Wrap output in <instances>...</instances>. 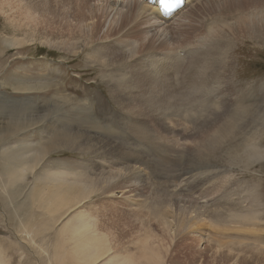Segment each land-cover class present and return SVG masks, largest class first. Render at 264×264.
<instances>
[{"label":"rangeland","instance_id":"374dc122","mask_svg":"<svg viewBox=\"0 0 264 264\" xmlns=\"http://www.w3.org/2000/svg\"><path fill=\"white\" fill-rule=\"evenodd\" d=\"M114 1L0 0V115L10 108L15 122L3 138L56 109L54 120L107 127L150 178L133 187L121 175L111 197L89 189L87 200L73 181L68 197L62 171L91 177L94 158L75 150L88 137L41 141L46 124L17 133L12 181L0 144V264H264V0H202L152 31ZM109 75L126 80L110 90ZM171 211L180 219L167 228Z\"/></svg>","mask_w":264,"mask_h":264},{"label":"bare ground","instance_id":"6f19581e","mask_svg":"<svg viewBox=\"0 0 264 264\" xmlns=\"http://www.w3.org/2000/svg\"><path fill=\"white\" fill-rule=\"evenodd\" d=\"M200 2H202V0H185V6L183 7V9L178 11L176 14L170 15V16H166L165 13L161 12L158 9L156 4H150L148 0H115L112 3H113V7L117 10V12L122 14L124 18L127 16H128L127 18L132 17L133 24H138V27L139 26L142 27V25L146 28L149 27V29H151L150 31H152V29H154V28L160 29L162 25L164 26L167 23L172 24L177 19L178 16H179V18H181L180 15H182L187 8H191V10H192V8L195 7L196 5L200 4ZM179 18H178V20H179ZM186 19L188 20L189 18L187 17ZM181 21H183L185 23L184 20H181ZM181 21H178V22H181ZM173 24H176V23H173ZM163 26H162V28H163ZM167 57H169V56H167ZM125 80H126L125 78L121 79L118 75H109L105 78V83H107V86L109 88L111 85H114V87H117L120 82H123ZM18 89L22 90V88H18ZM110 90H111V88H110ZM116 94L119 97H125L124 100H128V101L130 100V95L121 91V89H118V92H116ZM238 103H239V101H238ZM4 112L5 113L0 115V129L9 128V127L15 125L14 114H13L12 109L9 108L8 110H6ZM58 114L59 113L56 111V109H54V110L50 111L46 116L41 118L40 121H36L34 123H32V121H31L30 123H28L26 125V127L20 128L18 131H14L10 135H8L6 138H3L2 134H0V144L2 145L3 152L6 153L9 151V154L5 155L6 160L4 163V169H3V173H2L4 176H6L8 178L9 181H12L13 179H16L17 177H19L21 175L20 172H22V171H20L21 170V164L19 161V155L14 151L15 147L10 146V144H12L11 141H12L13 137L17 133H19L25 129L29 130V129L37 127V126H45V124H46V126L48 128H51V130L48 131L47 127H46L45 131L42 132V134H41V141H43L44 137L47 138L46 140L54 141V140L59 139L61 137H67L71 134L72 135L73 134H76V135L85 134L88 137V139L84 143L82 141L80 142L81 143L80 145L82 148H80L78 146L75 150L79 153L84 151V152L88 153L89 155H91L92 158H94V160H93L94 163H91L92 165H87L86 166L87 169H85V171H90L91 177L90 178H84V179L79 178V176H82L83 174L79 171H75L73 173L72 169H70L71 172L70 171L69 172H63L62 171V174L65 176L64 179L66 180V184L64 183L63 186L67 187L68 197L72 196V192L69 190V188L71 187L72 190H75V184L73 183V181H79V182L86 181L87 185L82 186V190L80 192H76V198L82 197L84 200H87L90 198V194L88 193L89 189L95 190L97 193H99L100 196L105 195L104 197H107V198L111 197L109 189L113 185V182H115L117 179H119V177L121 175L126 176V183L128 186L135 187V186H137V184L138 185L148 184V181H150V178H149L148 174L146 173V170L145 169L138 170V168L136 166H134V164H137V162L131 161V160H126L125 158L129 155V153L125 150H122L119 146H115L117 143H114L111 141V139H112L111 136H110V138H111L110 140L104 138V136H107V133L109 130L107 127L103 128V126H102V129L104 131L99 130L98 124L96 123V125H95V122H94L95 126H92L91 128H87V127H84V125H78L77 120H76V122L74 120L75 123H73L71 120L72 117L70 118L68 115L60 116V118H58L57 120H54V117L58 116ZM67 117H69V118H67ZM158 117L161 118V117H166V116L164 114H159ZM87 119H88V121H91V119L89 117ZM162 119H164V118H162ZM93 127H95L96 129H94ZM134 127L137 128V127H139V125H137V123H136V125H134ZM55 128H59V130H62V131H59ZM108 137H109V135H108ZM129 137H130L129 140L136 141V137H134V136H129ZM105 141L108 143H106ZM58 142H61V140H59ZM91 142H93V143L91 144ZM10 147H11V149H9ZM104 153L106 154L105 157H103ZM122 161L125 162L127 167L125 169H116V166L118 164L122 163ZM104 167H107V169H105ZM100 168H102V169H100ZM50 175L52 177H57L58 173H51ZM136 177H137V179L135 180ZM189 177L182 175V178L166 183L167 188H166L165 192L167 193V196L169 198L182 196V191H184V189L181 188L183 186L182 182L187 181L189 179ZM119 190H120V188H117V192H119ZM119 193H120V195L122 194V192H119ZM166 193H164V194H166ZM55 194L56 193H52V195L54 197H55ZM141 197H143V196L141 194H139V192L132 191V195L130 197L132 204L134 206L141 205L142 201L144 202V200L141 199ZM180 201L181 200H177L174 202L175 204H173L174 206H177L178 212L180 211V205H181ZM81 202L82 201H79L78 204H80ZM59 203H60V200L56 201L54 204L59 206ZM199 206L203 207L204 204H200ZM77 207L78 206H76L74 208H70V210L66 214V216L69 213L73 212ZM160 207H162V206H160ZM169 209L171 210V208H169ZM163 212H165V211H163ZM158 214H161V212L160 213L158 212ZM171 214H172V217L169 215L168 216L172 218V219L169 218L172 221H169L168 218H163L164 216L162 217L161 215H157L158 218H160V217L163 218L164 221H162V220L161 221L163 222V225L164 224H165V226L167 225L166 226L167 228H169V226L172 225L171 223L175 222V219H177V220L180 219L179 213L173 214V212H172ZM168 216H166V217H168ZM37 219H39V217H37ZM159 221L160 220H158V222ZM160 225L162 226V223ZM162 227H164V226H162ZM213 237H215V236H213ZM73 241L75 242V241H77V239L73 240ZM89 245H90V243L83 246L82 247L83 250L87 249L89 247ZM105 254H103L102 256H104ZM107 256L108 255L103 257L101 260L105 259ZM110 257H112V256H110ZM106 264H108V263H106Z\"/></svg>","mask_w":264,"mask_h":264},{"label":"snow or ice","instance_id":"6c2138e0","mask_svg":"<svg viewBox=\"0 0 264 264\" xmlns=\"http://www.w3.org/2000/svg\"><path fill=\"white\" fill-rule=\"evenodd\" d=\"M162 4L164 5H170V6H173V3L175 5H179L181 0H173V3H170V0H161Z\"/></svg>","mask_w":264,"mask_h":264}]
</instances>
